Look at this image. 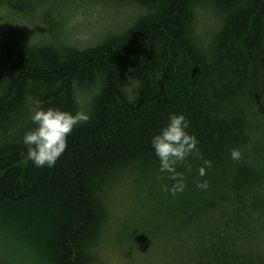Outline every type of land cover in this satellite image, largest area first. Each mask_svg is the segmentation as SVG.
I'll return each mask as SVG.
<instances>
[{
  "label": "trees",
  "instance_id": "obj_1",
  "mask_svg": "<svg viewBox=\"0 0 264 264\" xmlns=\"http://www.w3.org/2000/svg\"><path fill=\"white\" fill-rule=\"evenodd\" d=\"M60 1L0 0V6L24 15L51 12ZM128 1L146 8L145 18L92 49L0 41V241L43 251L54 264H96L90 251L105 219L101 198L107 191L111 203L129 185L121 196L155 202L171 223L180 217L204 224L196 238L206 244L192 264H230L225 249L209 247L215 238L205 228L216 216L236 239L264 228L244 221L249 214H220L223 206L255 202L264 212V100L257 97L264 94V0ZM201 8L223 22L205 49L195 38ZM49 20L42 15L43 23ZM127 83L136 86L134 97L125 93ZM90 94L89 122L74 128L55 166L34 167L22 143L36 127L31 111L39 105L75 114L76 96ZM173 113L189 121L199 150L177 165L186 190L175 196L164 190L175 181L159 172L151 146ZM233 149L239 161L231 159ZM205 160L212 167L200 177ZM202 181L206 190L197 187ZM166 201L174 208L162 209ZM3 258L13 259L2 256L0 264Z\"/></svg>",
  "mask_w": 264,
  "mask_h": 264
},
{
  "label": "bare ground",
  "instance_id": "obj_2",
  "mask_svg": "<svg viewBox=\"0 0 264 264\" xmlns=\"http://www.w3.org/2000/svg\"><path fill=\"white\" fill-rule=\"evenodd\" d=\"M60 2L62 5H58L55 10L52 8L51 12L37 9L32 13L21 15L8 10L6 16L0 17V27L10 33L5 38L1 35L0 41H15L18 44H39L38 46H62L71 49L74 48L78 51L88 48L92 49L100 43L101 39L91 38L90 44L87 45L69 40L70 36L69 38L67 37L68 33L61 30V28L67 25L69 17L75 16L76 18L74 19H77V17H81V13L86 9L105 11L107 13V20L97 26L120 23L107 32V35L104 37L105 39H111L125 35L139 17L140 19L145 18L147 14L146 8L140 11L138 5L130 1L124 3V0H62ZM131 7L137 11L134 17L127 10ZM3 9L5 7L0 6V10ZM197 11L200 20L197 21L196 27L198 26V31H196L195 38L199 42V46L205 49L210 46L214 34L219 31L223 22L211 12L213 15L211 17L214 21L204 24L208 29H205L206 26L201 28V17L205 11L203 8ZM42 15L50 20L43 23ZM18 20L30 24L40 35L30 36L15 32ZM91 28L88 27L87 29ZM124 90L127 95L134 97L137 89L133 83H127ZM93 95L76 96L79 111L89 113V105L91 100H93ZM257 97L264 100V94L260 91L257 92ZM246 157L251 158L252 154L248 152ZM128 188L129 185H125L123 192ZM184 189L186 190V188ZM261 189L264 191V185ZM104 195L101 198V202L104 206L105 219L100 226L97 244L93 252L92 250L90 251L96 258V264H117L116 260L119 256L122 259L127 258L132 264L142 262L144 264H192L191 257L198 252V249H202L206 244L196 238L197 230L204 227V224L199 221H193L187 225L184 222L185 220L178 217L177 224L174 222L171 223L173 217L165 210L164 213L166 215L159 214L157 204L151 200H135L132 195H120L116 198L117 200L114 197L110 203L107 200V191H104ZM251 204L252 206L249 205L248 208L242 207L243 205L239 204H232L234 206L231 205L230 207L222 205L220 214L221 216L235 214L237 217L249 214L250 216L244 217V221L251 219L264 226V212L256 209L260 203L255 202ZM165 207L167 209L174 208L173 203L171 204L170 201L162 204V209ZM147 209L150 213L146 214L145 210ZM214 215H217L216 212ZM215 218L208 222L210 224L213 221V224L208 226L210 230L205 228V236L209 237L212 234L215 238L209 241V247L217 251H223L225 249L222 256L231 257L230 264H240L242 259H249V257L252 258V264H264V228H257L251 235L236 239L234 235L238 233L232 231V228L226 229L223 227L220 223L221 217L214 220ZM178 237H181L180 240H178ZM227 239H231V243H229L227 248H223L221 242L227 241ZM8 243L11 244V242H6L5 237L1 241L4 248L8 246ZM16 247L19 248L18 246ZM15 251L20 253L25 264H54L43 251L38 252L35 249L36 253H34L33 250L30 252L23 247ZM243 264H247V262Z\"/></svg>",
  "mask_w": 264,
  "mask_h": 264
},
{
  "label": "clouds",
  "instance_id": "obj_3",
  "mask_svg": "<svg viewBox=\"0 0 264 264\" xmlns=\"http://www.w3.org/2000/svg\"><path fill=\"white\" fill-rule=\"evenodd\" d=\"M130 102L131 99H130ZM30 119L36 125L35 129L28 131L22 137L27 154L36 168H51L64 154L68 137L77 126L89 122L91 115L84 111L72 114L57 108L43 109L39 105L31 111ZM189 121L181 114H171L167 124L154 134L151 146L160 161L159 172L170 174L175 181L171 188L165 186L164 190L175 196L184 190L183 176L177 173V165L183 163L193 153H198V140L189 134ZM233 161H239L240 152L233 149L230 153ZM212 167V162L204 161V166L199 169L200 177L206 175V169ZM157 176V179H161ZM197 187L206 190L207 181L197 183Z\"/></svg>",
  "mask_w": 264,
  "mask_h": 264
},
{
  "label": "rangeland",
  "instance_id": "obj_4",
  "mask_svg": "<svg viewBox=\"0 0 264 264\" xmlns=\"http://www.w3.org/2000/svg\"><path fill=\"white\" fill-rule=\"evenodd\" d=\"M88 10L86 9L85 11H83L80 15L81 17L79 18L77 17V19H74L76 18L75 16L69 17L67 21V25L61 28V30H63L65 33L66 32L68 33V36L67 35L66 36L68 38L70 36L69 40H73V41L88 45L91 42V38L92 39L93 38L102 39L107 35V32L112 30L114 26H117L120 24L118 22L117 24L110 23V24H104V25L97 26L98 24L103 23L104 21L107 20V13H105V11H97L95 9H88ZM127 10L130 11L133 17L137 13L136 9L132 7L128 8ZM7 12L8 11L6 9L0 10V17L6 16ZM211 15L212 14L210 11H205V13L201 17V20H202V24L200 25L201 28H204V26H206L204 25L205 23L214 21ZM88 27H92V28L87 29ZM205 29H208L207 26L205 27ZM15 32L20 33V34L22 33L28 34L30 36L40 35L30 24H28L25 21H19V20L17 21V27L15 28ZM9 33L10 32H6L0 27V37L1 35H3L4 36L3 38H5V36H7ZM0 245H3L1 244V241H0ZM12 245L13 244L8 243V247L4 248V251L0 250V259L2 258V256H11L13 257V259L10 261L9 264H17L14 258L19 259L21 261H23V259L21 258V255L17 251H15V250H20V249ZM3 260L5 264H8L4 258ZM116 263L117 264H132L131 262L127 260V258L122 259L121 256L117 257ZM138 264H144V262L138 263Z\"/></svg>",
  "mask_w": 264,
  "mask_h": 264
}]
</instances>
